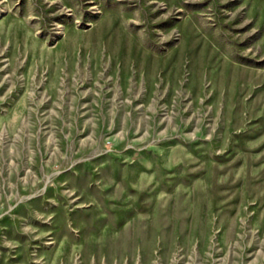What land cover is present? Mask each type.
I'll use <instances>...</instances> for the list:
<instances>
[{
    "label": "rangeland",
    "instance_id": "1",
    "mask_svg": "<svg viewBox=\"0 0 264 264\" xmlns=\"http://www.w3.org/2000/svg\"><path fill=\"white\" fill-rule=\"evenodd\" d=\"M0 264H264V0H0Z\"/></svg>",
    "mask_w": 264,
    "mask_h": 264
}]
</instances>
